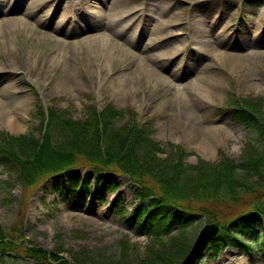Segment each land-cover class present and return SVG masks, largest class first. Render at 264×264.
Segmentation results:
<instances>
[{"label": "rangeland", "instance_id": "374dc122", "mask_svg": "<svg viewBox=\"0 0 264 264\" xmlns=\"http://www.w3.org/2000/svg\"><path fill=\"white\" fill-rule=\"evenodd\" d=\"M4 10L11 14L0 15V100L18 126L13 131L0 115V132L41 137V113L47 124L52 112L82 120L89 106L113 105L127 111L116 125L138 123L151 134L164 166L183 152L188 168L241 161L250 134L235 123L228 101L233 95L261 99L264 114V0H8L0 3ZM102 37L118 46L115 55L86 50L88 39ZM180 88L188 106L174 99ZM149 204L123 175L110 180L82 165L30 183L0 161V228L81 264L119 260L127 241L140 253L156 250L159 240L135 216ZM193 208L187 243L207 224L229 230L233 220L249 215L245 203ZM252 216L254 237L247 233L217 259L208 249L198 264H264V216ZM0 264L45 263L0 251Z\"/></svg>", "mask_w": 264, "mask_h": 264}, {"label": "trees", "instance_id": "16d2710c", "mask_svg": "<svg viewBox=\"0 0 264 264\" xmlns=\"http://www.w3.org/2000/svg\"><path fill=\"white\" fill-rule=\"evenodd\" d=\"M235 119L251 133L243 161L240 165L226 160L218 166L200 163L194 172L182 162L164 166L158 157V148L137 125L116 129L111 119L117 115L109 106L104 113L90 108L88 117L77 122L65 114L52 112L42 141L34 134L13 137L0 134V157L3 163L19 175L20 179L36 181L69 170L79 158L92 165L99 173L119 172L129 176L140 187L144 199L154 197L147 211H137L141 222L149 224L151 233L159 240L158 250L148 249L138 256L135 264H177L187 249L183 232L194 222L193 202L240 204L245 198H254L255 209L264 213V118L260 103L248 100L231 102ZM33 181L31 183H33ZM188 205H185L187 204ZM184 209L179 216L178 209ZM177 212V213H176ZM175 217L180 235H169L171 220ZM246 219L234 221L232 226L243 232ZM169 235V237H164ZM230 234L221 232L214 248L229 241ZM2 230L0 247L7 251L14 245ZM224 241L220 244V241ZM25 254L45 264H81L68 260L51 251L24 247ZM124 248V255L112 264H131ZM131 255V254H130Z\"/></svg>", "mask_w": 264, "mask_h": 264}, {"label": "bare ground", "instance_id": "6f19581e", "mask_svg": "<svg viewBox=\"0 0 264 264\" xmlns=\"http://www.w3.org/2000/svg\"><path fill=\"white\" fill-rule=\"evenodd\" d=\"M36 4V2H35ZM35 4H32L33 7L35 6ZM13 22V21H12ZM13 23H16L15 21ZM3 24V23H2ZM93 40L92 39H88L87 41H89V44L87 42V47H86V50H92L93 48H96L97 50H108L110 53H113V55H115L117 53V49H118V46L113 43L111 40H108L107 37H102V38H99L98 41H91ZM85 45H82L81 48H83ZM92 53H95V52H92ZM124 55L130 57V53H128L126 50L123 52ZM95 55L98 56L97 53H95ZM222 57V55H220ZM132 57V56H131ZM59 61L61 60L60 57H58ZM239 68V64L238 62L237 63H233V65L231 66V70H236ZM142 71H146V73H150V74H154L153 72H151L149 69H143ZM9 90V87H6L4 89V91H8ZM4 93V92H3ZM174 99H177V102L181 105V106H188V103H189V100L187 98V94L184 93L181 88L179 90L178 93H176L175 95V98ZM179 104L176 103V106H180ZM181 108V107H180ZM4 110H5V104L3 101L0 100V115H1V118L4 119V123H6V125L8 127H10L13 131H16L17 130V123L15 121H12V118L5 115L4 113Z\"/></svg>", "mask_w": 264, "mask_h": 264}, {"label": "water", "instance_id": "95a60500", "mask_svg": "<svg viewBox=\"0 0 264 264\" xmlns=\"http://www.w3.org/2000/svg\"><path fill=\"white\" fill-rule=\"evenodd\" d=\"M205 244H206V240H204V238H202L200 240V242L198 243L197 247L195 248V250L193 251V253L191 254V256L189 257L188 261L185 264H189L190 259H191V261H190V264H191L193 262V259L201 253Z\"/></svg>", "mask_w": 264, "mask_h": 264}]
</instances>
